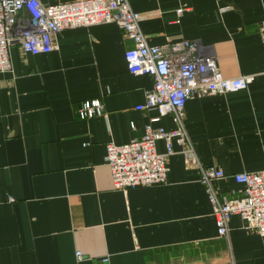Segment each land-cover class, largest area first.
Returning a JSON list of instances; mask_svg holds the SVG:
<instances>
[{"label":"crops","instance_id":"0c3cea01","mask_svg":"<svg viewBox=\"0 0 264 264\" xmlns=\"http://www.w3.org/2000/svg\"><path fill=\"white\" fill-rule=\"evenodd\" d=\"M128 1L150 45L196 40L224 77L253 82L187 101L197 162L173 141L166 182L116 190L107 144L141 138L148 124L178 127L170 114L152 122L157 110L136 108L154 79L129 71L133 41L109 23L63 30L45 54L13 44V70L0 73V264H264V236L240 216L219 236L199 171L221 168L218 194L240 198L233 176L264 169V0ZM91 100L103 114L81 118ZM156 149L164 154V141Z\"/></svg>","mask_w":264,"mask_h":264},{"label":"built area","instance_id":"2783aa9c","mask_svg":"<svg viewBox=\"0 0 264 264\" xmlns=\"http://www.w3.org/2000/svg\"><path fill=\"white\" fill-rule=\"evenodd\" d=\"M140 18L128 0H74L53 5H44L40 0H0V73L13 70L10 52L13 44H19L24 52L33 55L49 53L55 48L56 36L66 29L115 23L133 41V47L125 53L129 71L154 79L145 103L136 108L157 110L159 117L152 122L170 114L178 127L166 130L148 124L141 138L124 144H107L106 161L116 190L166 182L167 158L174 154L173 141L182 146L181 153L187 161L197 162L184 128L187 101L195 95L245 90L254 79L252 75L224 77L216 58L202 53L196 40L150 45L141 30ZM260 35L264 40V21L260 25ZM103 111L99 100L85 101L78 110L81 118L99 116ZM160 140L166 146L164 154L156 149ZM199 171L212 204L219 236H228L229 222L234 215L240 216L248 229L264 236V169L233 176L244 186L240 198L218 194L215 182L226 178L221 168L199 164ZM77 258H82L80 252ZM101 262L108 264V258H102Z\"/></svg>","mask_w":264,"mask_h":264}]
</instances>
